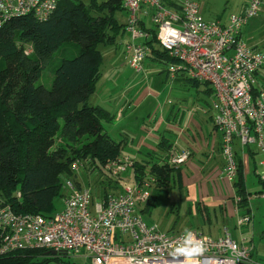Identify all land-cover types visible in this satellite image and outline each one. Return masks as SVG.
I'll list each match as a JSON object with an SVG mask.
<instances>
[{"label":"built area","instance_id":"1","mask_svg":"<svg viewBox=\"0 0 264 264\" xmlns=\"http://www.w3.org/2000/svg\"><path fill=\"white\" fill-rule=\"evenodd\" d=\"M59 1L0 0V29L9 20L24 15L44 21ZM179 6L166 7L162 0H122L127 15L126 65L136 73L142 72L147 51L144 42L150 36L140 25L138 15L142 11L156 30L159 47L177 61L167 68L168 79L182 75L210 87V118L214 132L221 137L223 176L232 186L237 172L235 142L241 149L254 147L264 155V91L254 89L257 73L264 68V53L249 48L241 35L248 20L259 14L262 2L251 0L241 14L229 18L227 25L204 21L194 1L183 0ZM168 27L177 29L179 37L162 31ZM31 52V46L24 50L26 56ZM188 158L186 150L176 152L171 148L167 163L179 167ZM133 163L128 157H117L103 170L119 177ZM259 165L262 170L255 175L264 179V160ZM81 167L86 168V162L76 161L70 171L77 174ZM153 182V178L132 185L118 181L122 194L95 203L89 188L67 181L62 209L49 218L20 215L8 205L1 206L0 257L19 250L41 249L56 254L82 252L92 264H180L170 253L181 234L160 232L155 225H147L137 211V206L148 201ZM234 201L237 206L239 198L235 196ZM250 221V215L240 216L236 228L241 230ZM192 232L207 249L196 264H251L253 247L244 239L234 240L226 229L216 239L197 230Z\"/></svg>","mask_w":264,"mask_h":264},{"label":"trees","instance_id":"2","mask_svg":"<svg viewBox=\"0 0 264 264\" xmlns=\"http://www.w3.org/2000/svg\"><path fill=\"white\" fill-rule=\"evenodd\" d=\"M162 3L180 8L175 0ZM118 12H124L122 0H60L44 21L24 15L0 29V207L8 205L20 215L52 217L62 178L75 180L70 166L76 161L86 162L87 169L97 170L106 178L108 187L102 189V199L112 187L118 190L110 184L112 176L103 170L108 161L121 154V144L103 128V123L112 122L114 117L89 102L101 78L98 47H117V37L125 35V23L116 18ZM146 31L150 36L144 42L145 58L165 64L168 80L167 68L177 61L159 47L154 28ZM27 46L32 52L26 56ZM57 51L60 58L52 71L50 89L36 85L43 65ZM185 81L190 86L207 87V95L212 93L207 84ZM55 138L61 142L56 148ZM165 144L162 140L161 150H167ZM236 161L232 187L239 198L237 209L241 216L250 215V195L237 155ZM148 165L133 163L136 182L149 176L157 189L178 187V168L167 162ZM256 178L258 194L264 198V179ZM154 203L149 197L143 213H149ZM48 254L51 252L41 249L19 250L1 256L0 264H31L33 258Z\"/></svg>","mask_w":264,"mask_h":264},{"label":"crops","instance_id":"3","mask_svg":"<svg viewBox=\"0 0 264 264\" xmlns=\"http://www.w3.org/2000/svg\"><path fill=\"white\" fill-rule=\"evenodd\" d=\"M248 1L250 0L245 2L239 14L244 11ZM261 1L263 2L264 10V0ZM180 2L177 3L179 4ZM199 8L205 21L219 22L221 25L228 24V17L226 16L217 17L211 14V18L205 19L203 16L204 11L202 12L203 8ZM138 16L141 21L140 25H143L144 29L152 28L148 18L142 15V11H140ZM257 18L258 20L254 22L255 25L257 22L261 24V20L259 17ZM243 29L241 34L243 42L249 48L260 52V49H263L261 44H257L254 41L250 42L251 44L249 45L244 41ZM165 78L167 80L166 74ZM174 82V84L180 83L181 85L186 82L189 85L182 75L177 76ZM200 86L203 85L191 87L201 94ZM114 89L113 87L110 88L103 97H99L98 101L99 106L114 117L112 122L105 123L103 128L110 138L121 144V154L118 157H128L133 162L151 165L167 162L171 148L176 152L181 150L189 152L188 160L181 166L174 167L179 169L180 176L178 187L170 190H175L173 193L177 192L178 194L173 199L172 208L177 210V212L182 210L184 216L190 219L186 223L188 225L185 229L200 231L214 239L221 236L226 229L234 240L241 241V239H244L245 244L253 247L251 264H258L256 257L260 256V253L257 252L255 243L254 200L251 197V190L248 186L250 182L255 180L254 185L258 193L259 187L255 172L262 170L259 164L264 160V155L254 147L241 149L237 143L234 145V152L242 163L246 190L250 195L249 207L251 210V221L247 226L238 230L236 222L241 215L234 201V190L223 176L224 161L220 151L221 137L214 132L209 107L208 105L204 106L200 98L201 95L198 94L194 101L190 99L187 101L185 100L186 98L180 97L178 98L177 107L170 105L171 107L168 108L165 107L166 105L164 107L159 105V103L157 107L155 104L150 105L148 103L150 99L153 98L152 100L157 99L158 101L157 92L147 86L141 87L136 80L127 81L117 93H114ZM206 90H202L204 96L207 95ZM207 96L212 97V93ZM204 103L207 104L206 102ZM96 105L98 106V104ZM113 137L119 140H115ZM162 140L166 142L167 150L160 149ZM93 170L89 169L87 174L93 175ZM130 170L132 182H136L133 168L131 167ZM125 173L119 177H114L117 180L116 187H118V181H124ZM76 177L74 182L81 188L80 180H77ZM144 180H149V176L144 177L142 181ZM251 184L253 185V183ZM151 186L152 183L150 184ZM155 189L157 188L155 187ZM118 194L119 192L116 195ZM149 195L152 198V195ZM146 203L137 206L139 213L143 214ZM142 218L147 225H153V222L144 219L146 217L142 216ZM184 230L179 233L182 234Z\"/></svg>","mask_w":264,"mask_h":264},{"label":"rangeland","instance_id":"4","mask_svg":"<svg viewBox=\"0 0 264 264\" xmlns=\"http://www.w3.org/2000/svg\"><path fill=\"white\" fill-rule=\"evenodd\" d=\"M101 1V0H99ZM177 2L183 0H175ZM198 4L201 9L203 8V16L204 18H211V14L217 17H228V20L231 16H238L240 10L244 6L247 0H191ZM251 1V0H250ZM248 1V3L250 2ZM262 2V1H261ZM247 3V5H248ZM200 9V8H199ZM263 10V2L261 6L260 12ZM250 20L243 27V38L249 45L250 42L256 41L257 44H261L263 49H260L261 53H264V10ZM261 20V24L259 22L254 24L258 18ZM116 18L120 21V23H126L127 15L125 12L117 13ZM204 20V19H203ZM205 21V20H204ZM210 22V21H206ZM253 24V25H252ZM252 25V26H251ZM249 27V28H248ZM128 41V36L125 35L123 38L117 37L116 43L117 47L113 45L103 46L100 45L98 49L101 52V64L99 67V71L101 74V78L97 84V92L90 98V104L99 106V97H103L110 88H115L114 93H117L121 90L125 83L130 82L131 80H136L140 83L141 87L147 86L148 88H152L157 92L159 99L152 100L150 99L148 103L163 105V107L170 108V105L175 107L178 106V102L180 97L186 98L185 100L194 101L196 96L200 93L196 92V89L188 85L186 82L182 83V85L174 84V80H166L165 74L166 65L163 63H151L149 59H145L142 64V72L136 73L129 69L126 65L125 59V48ZM262 41V42H260ZM256 45V44H255ZM63 48V47H62ZM73 49V48H72ZM259 51V50H258ZM60 55L59 51L53 54L52 58L43 65L41 70V74L39 79L36 82V85H41L46 89H50L52 82V71L56 67L59 61ZM119 79V80H118ZM208 88H210L208 86ZM201 91L200 98L205 105H209L212 101L211 96H204L202 90L207 89L205 86L199 87ZM254 89L257 91H264V68L261 69L258 73V77L256 79V84L254 85ZM206 102L207 104H205ZM97 106V105H96ZM105 125V123H103ZM115 140H119L116 137ZM60 140L55 138V148L58 144H60ZM236 143V142H235ZM88 170L85 167H81L79 172L75 174L77 180H80V184L83 187H87L90 189L91 194L93 196V202H101L102 194L101 191L103 188H107L108 181L105 177L101 176L97 170L93 171V175H88ZM132 173L131 170L128 169L123 177V180L126 184L132 185ZM67 181H73L72 179H67L63 177L61 180L62 189L60 196L57 197L53 202V208L55 212H59L63 206V196L67 195V189L65 184ZM116 178H110L111 186H115ZM250 182V181H249ZM255 180L249 183L248 188L251 190V197L254 203V214H255V223H256V250L260 253V256L256 257L258 264H264V198L260 194L257 193L256 186L254 185ZM253 183V185L251 184ZM155 183H152V186L148 189L149 194L152 195V198L155 200L154 206L150 209L149 213H140L141 216L146 221L153 222L160 232L167 234H180L179 232L184 230L188 224L187 222L190 219L187 216H184V212L181 210L177 212L174 208H172L173 199L178 196L177 192L173 193V188L167 189H155ZM109 190L108 194L110 196H114V192H119L118 195L122 194V189L119 187V190L114 191ZM113 194V195H112ZM108 195V196H109ZM138 211V210H137ZM139 212V211H138ZM263 234V235H262ZM263 236V237H262ZM82 252L80 255H52L48 254V256H38L31 260V264H92L91 260L83 257ZM45 257L48 259L44 261Z\"/></svg>","mask_w":264,"mask_h":264},{"label":"clouds","instance_id":"5","mask_svg":"<svg viewBox=\"0 0 264 264\" xmlns=\"http://www.w3.org/2000/svg\"><path fill=\"white\" fill-rule=\"evenodd\" d=\"M162 31H165L168 36L179 37V33L175 28L168 27ZM206 250L204 241L197 239L190 229H185L178 238V243L174 246L170 255L179 260L180 264H196Z\"/></svg>","mask_w":264,"mask_h":264},{"label":"water","instance_id":"6","mask_svg":"<svg viewBox=\"0 0 264 264\" xmlns=\"http://www.w3.org/2000/svg\"><path fill=\"white\" fill-rule=\"evenodd\" d=\"M52 255H55L56 253L55 252H51Z\"/></svg>","mask_w":264,"mask_h":264}]
</instances>
